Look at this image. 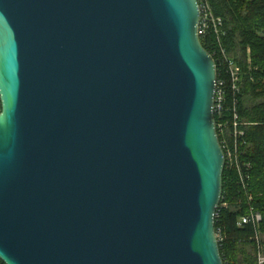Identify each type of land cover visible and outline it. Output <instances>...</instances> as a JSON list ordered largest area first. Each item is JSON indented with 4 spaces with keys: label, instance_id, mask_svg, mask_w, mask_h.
Masks as SVG:
<instances>
[{
    "label": "water",
    "instance_id": "1",
    "mask_svg": "<svg viewBox=\"0 0 264 264\" xmlns=\"http://www.w3.org/2000/svg\"><path fill=\"white\" fill-rule=\"evenodd\" d=\"M198 0H0V260L224 264L217 66Z\"/></svg>",
    "mask_w": 264,
    "mask_h": 264
},
{
    "label": "trees",
    "instance_id": "2",
    "mask_svg": "<svg viewBox=\"0 0 264 264\" xmlns=\"http://www.w3.org/2000/svg\"><path fill=\"white\" fill-rule=\"evenodd\" d=\"M215 14L225 21L228 30L227 48L240 68L242 93L239 111L246 124L249 148L247 161L251 162L252 177L248 193L255 199V206L264 217V0H210ZM211 37L202 41L212 53ZM251 51V64L246 62L247 50ZM219 68V77L220 75ZM233 175L224 171L223 196L231 203L241 200L247 206V193L240 190ZM260 195L262 197H260ZM238 213L225 211L216 220V229L222 227L226 240L220 245L223 261L229 264H252V255L247 250L252 232L236 227ZM264 233V220L262 224ZM243 241L245 243H243ZM0 264H5L0 260Z\"/></svg>",
    "mask_w": 264,
    "mask_h": 264
},
{
    "label": "built area",
    "instance_id": "3",
    "mask_svg": "<svg viewBox=\"0 0 264 264\" xmlns=\"http://www.w3.org/2000/svg\"><path fill=\"white\" fill-rule=\"evenodd\" d=\"M198 2L201 13L198 35L201 42L211 37L209 47L212 53L210 54L215 60L218 72L214 114L218 137L225 156V170L229 175H233L234 178H232L240 190L247 193L248 200L245 206L241 200L231 203L229 197L222 195L215 219L219 220L221 213L225 211L238 213L236 227L250 229L252 232L248 247L252 255V264H264V233L262 231L264 217L255 206L253 195L248 193L253 166L246 159L250 145L246 137V124L241 120L239 111L242 93L241 71L227 48L228 30L225 21L215 14L210 0H198ZM246 62L248 65L251 64L250 49L247 50ZM1 112L0 101V114ZM216 237L219 246L226 240L222 227L216 229ZM223 262L229 264L228 261Z\"/></svg>",
    "mask_w": 264,
    "mask_h": 264
},
{
    "label": "rangeland",
    "instance_id": "4",
    "mask_svg": "<svg viewBox=\"0 0 264 264\" xmlns=\"http://www.w3.org/2000/svg\"><path fill=\"white\" fill-rule=\"evenodd\" d=\"M264 101V99H259L257 102H263ZM260 197H262L261 195H260ZM249 249V248H248ZM247 249V250H248ZM250 250V249H249Z\"/></svg>",
    "mask_w": 264,
    "mask_h": 264
}]
</instances>
